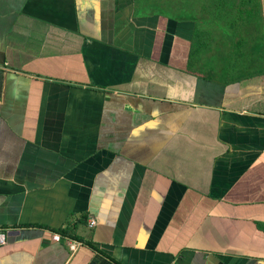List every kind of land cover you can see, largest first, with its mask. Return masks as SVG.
<instances>
[{"label":"crops","instance_id":"obj_1","mask_svg":"<svg viewBox=\"0 0 264 264\" xmlns=\"http://www.w3.org/2000/svg\"><path fill=\"white\" fill-rule=\"evenodd\" d=\"M165 1L0 0V264H264L253 2Z\"/></svg>","mask_w":264,"mask_h":264},{"label":"rangeland","instance_id":"obj_2","mask_svg":"<svg viewBox=\"0 0 264 264\" xmlns=\"http://www.w3.org/2000/svg\"><path fill=\"white\" fill-rule=\"evenodd\" d=\"M154 1V0H153ZM158 1L157 3L155 4H150L149 6H152L154 5L156 7V10L161 13L162 15H168V16H175V15H182L181 13V9H179L177 6H173L171 4L165 6V5H162V3H166L165 0L161 1L160 0H156ZM207 2V1H206ZM251 2H253V12H254V17H253V26L251 27V35L252 37L255 39V42L256 44H254L255 47H258L259 49H262L263 46H264V27H263V17H262V11H261V6H260V0H251ZM182 6V5H181ZM210 7L211 6H207V8L205 9H202L200 11H204V12H210ZM192 12V13H191ZM217 12V11H216ZM198 13V8L197 6L195 5H192V11H188L187 12V15H186V18L188 20H194L195 24L198 26V28L201 30V27H200V22L201 21H206V25H205V30L207 33H210L212 34L211 37H209V40L210 39H213L214 36H213V28H212V23H211V17L209 15L208 18H203L202 20H200L199 18L197 17H193L194 14ZM200 23V24H199ZM226 23H229L228 20L226 21ZM199 24V25H198ZM236 25V24H234ZM221 29V33L219 36H217V43H214L213 41L210 42L209 44V48H213V44H217V48L219 47H222V46H226L228 41L232 40L234 41V35H237V28L233 26L230 27V25H226V26H222L220 25L218 30H217V33H219L218 31ZM250 30V29H249ZM201 40L203 41L201 44ZM208 42V40H206L205 38H201L199 43L198 41L196 42V39H194V45L195 46H200V45H205L206 43ZM194 46V47H195ZM196 48V47H195ZM214 49V48H213ZM195 70H198L199 72H202V73H206V72H210V70H206V69H195ZM214 77V76H212Z\"/></svg>","mask_w":264,"mask_h":264},{"label":"built area","instance_id":"obj_3","mask_svg":"<svg viewBox=\"0 0 264 264\" xmlns=\"http://www.w3.org/2000/svg\"><path fill=\"white\" fill-rule=\"evenodd\" d=\"M88 225L89 227H93L94 225H96L95 219L89 218ZM9 232H10V229L8 228H0V245H3L6 243V237L9 234ZM53 237L55 239H58L59 235L55 234L53 235ZM68 245L71 250H75V247L78 245V243L73 241V242H69ZM170 264H175V262L172 261Z\"/></svg>","mask_w":264,"mask_h":264},{"label":"trees","instance_id":"obj_4","mask_svg":"<svg viewBox=\"0 0 264 264\" xmlns=\"http://www.w3.org/2000/svg\"><path fill=\"white\" fill-rule=\"evenodd\" d=\"M160 1H162V0H160ZM162 5H165V6H167V5H169L170 3H161ZM171 5H173V6H177L179 9H181V2H179V3H175V4H171ZM55 230V229H54ZM56 232H58V233H60V234H63V228L61 229V228H59V229H57V230H55Z\"/></svg>","mask_w":264,"mask_h":264}]
</instances>
